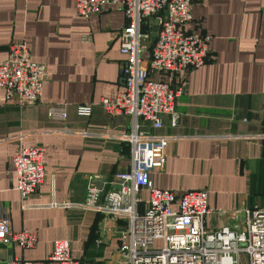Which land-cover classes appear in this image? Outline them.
<instances>
[{"label": "crops", "instance_id": "crops-1", "mask_svg": "<svg viewBox=\"0 0 264 264\" xmlns=\"http://www.w3.org/2000/svg\"><path fill=\"white\" fill-rule=\"evenodd\" d=\"M75 1L0 0V63L11 42L24 41L47 72L34 104L5 100L0 89V216L13 231L36 234L32 248L0 243V264L14 257L59 264L47 258L57 239L70 242L78 264H117L126 218L79 203L89 185L101 186L131 166L122 136L132 118L110 115L100 104L123 89L118 34L126 18L118 6L82 16ZM185 30L210 36L208 54L201 66L165 76L179 90L175 125L166 114L159 129L137 120L145 131L168 137L150 177L177 194L206 190L210 230L239 227L247 210L264 209V0H193ZM78 105H91V113L77 114ZM50 106H63V117L50 115ZM34 145L44 147V178L22 198L10 160ZM141 195L147 199L146 191Z\"/></svg>", "mask_w": 264, "mask_h": 264}, {"label": "built area", "instance_id": "built-area-1", "mask_svg": "<svg viewBox=\"0 0 264 264\" xmlns=\"http://www.w3.org/2000/svg\"><path fill=\"white\" fill-rule=\"evenodd\" d=\"M192 5L193 0L75 1L79 15L87 17L106 6H118L126 18L118 34V50L123 56V89L102 97L100 104L110 115L126 114L132 118L131 131L122 136L130 143L131 166L129 170L115 172L101 186L89 185L79 203L86 209L126 218L117 264H264V209L247 210L239 227L210 230L205 225L211 212L206 190L177 194L154 186L150 177L159 157L165 153L168 137L145 131L137 120L140 118L153 129H159L161 115L166 114L175 125L179 90L171 87L165 76L201 66L208 54L210 36L185 30L192 21ZM152 24L157 29L149 47ZM148 47L149 57L144 59L142 55ZM152 73L159 78H150ZM46 74L44 64L31 60L24 41L11 42L0 63L4 99L19 105L36 103ZM76 109L79 115L91 113V105H78ZM49 114L62 118L63 106H50ZM43 153V146L34 145L11 156L15 189L22 198L34 194L43 181ZM142 191L147 192L146 200ZM143 201L146 206L140 209ZM157 240L161 245H155ZM0 243L32 248L36 234L26 229L13 231L8 219L0 216ZM47 258L59 264H78L66 239L54 240ZM5 264L30 263L14 257Z\"/></svg>", "mask_w": 264, "mask_h": 264}, {"label": "water", "instance_id": "water-1", "mask_svg": "<svg viewBox=\"0 0 264 264\" xmlns=\"http://www.w3.org/2000/svg\"><path fill=\"white\" fill-rule=\"evenodd\" d=\"M156 29H157V27H155V26L152 28V32H151L152 38L155 36Z\"/></svg>", "mask_w": 264, "mask_h": 264}, {"label": "rangeland", "instance_id": "rangeland-1", "mask_svg": "<svg viewBox=\"0 0 264 264\" xmlns=\"http://www.w3.org/2000/svg\"><path fill=\"white\" fill-rule=\"evenodd\" d=\"M142 57L144 58L145 56L142 55ZM155 245H157V246L161 245V241L157 240V241L155 242Z\"/></svg>", "mask_w": 264, "mask_h": 264}]
</instances>
